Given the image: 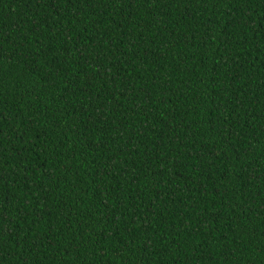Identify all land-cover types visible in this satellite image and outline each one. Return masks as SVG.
Instances as JSON below:
<instances>
[{
    "label": "trees",
    "instance_id": "1",
    "mask_svg": "<svg viewBox=\"0 0 264 264\" xmlns=\"http://www.w3.org/2000/svg\"><path fill=\"white\" fill-rule=\"evenodd\" d=\"M0 264H264V0H0Z\"/></svg>",
    "mask_w": 264,
    "mask_h": 264
}]
</instances>
